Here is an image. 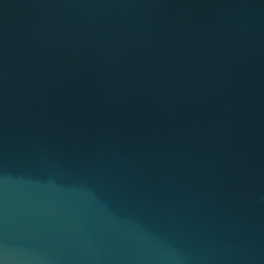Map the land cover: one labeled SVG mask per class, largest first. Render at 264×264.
Masks as SVG:
<instances>
[{"label": "water", "instance_id": "1", "mask_svg": "<svg viewBox=\"0 0 264 264\" xmlns=\"http://www.w3.org/2000/svg\"><path fill=\"white\" fill-rule=\"evenodd\" d=\"M0 264H264V0H0Z\"/></svg>", "mask_w": 264, "mask_h": 264}]
</instances>
